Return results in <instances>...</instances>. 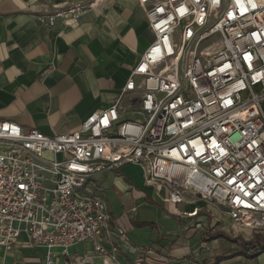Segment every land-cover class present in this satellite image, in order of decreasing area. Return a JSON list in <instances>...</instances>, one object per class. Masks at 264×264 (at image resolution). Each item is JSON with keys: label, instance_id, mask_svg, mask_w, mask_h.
I'll return each instance as SVG.
<instances>
[{"label": "built area", "instance_id": "2783aa9c", "mask_svg": "<svg viewBox=\"0 0 264 264\" xmlns=\"http://www.w3.org/2000/svg\"><path fill=\"white\" fill-rule=\"evenodd\" d=\"M92 6L52 5L37 19L54 27L78 21ZM138 6L153 40L106 108L53 136L0 122L5 250L20 243L54 264L53 248L68 257L70 247L87 241L105 264L148 260L149 247L130 262L118 260L125 229L97 179L126 165L140 168L142 185L169 206L221 208L233 238L264 228V0Z\"/></svg>", "mask_w": 264, "mask_h": 264}, {"label": "crops", "instance_id": "0c3cea01", "mask_svg": "<svg viewBox=\"0 0 264 264\" xmlns=\"http://www.w3.org/2000/svg\"><path fill=\"white\" fill-rule=\"evenodd\" d=\"M78 2L93 3L78 21L49 27L37 19L49 6ZM152 40L138 0H0V122L46 136L74 131L84 116L112 102ZM97 179L109 211L125 229L117 252L122 262L149 247L154 254L141 264H211L202 260L217 255L221 243L202 242L206 232L231 234V222L228 228L211 223L219 220L203 201L182 204V211L161 200L154 205L136 166ZM194 207L201 210L198 217L183 215ZM165 220L178 226L166 222L168 231L162 230ZM52 254L54 264H105L87 241L70 247L68 257L58 247ZM246 254L219 264H264L263 250ZM0 264L45 263L37 250L17 243L8 251L0 247Z\"/></svg>", "mask_w": 264, "mask_h": 264}, {"label": "trees", "instance_id": "16d2710c", "mask_svg": "<svg viewBox=\"0 0 264 264\" xmlns=\"http://www.w3.org/2000/svg\"><path fill=\"white\" fill-rule=\"evenodd\" d=\"M145 199H147V201L149 202L152 201V200H149L147 196H145ZM159 204L161 205V202L154 203V205H159ZM206 233H207L208 238L203 239L202 242L209 243L211 241L217 240V241H220L221 244H220V248H219L217 255L204 258L202 260L203 262H211V264H219L223 261H226L231 258L239 257V256L249 257V255L246 254V252H248V250L246 249L248 248L250 244H252L251 241H246L242 238H239L238 239L239 241H238L237 238L231 237L226 232H219V233H212V234L211 233L209 234L208 232ZM258 237L259 236H255L254 239ZM262 247L263 248L261 250L264 251V244Z\"/></svg>", "mask_w": 264, "mask_h": 264}, {"label": "rangeland", "instance_id": "374dc122", "mask_svg": "<svg viewBox=\"0 0 264 264\" xmlns=\"http://www.w3.org/2000/svg\"><path fill=\"white\" fill-rule=\"evenodd\" d=\"M110 182L111 181H108V183H106V184H104V187H106V188H109V186H110ZM105 190V189H104ZM146 191H148V190H146ZM152 198H153V200H155V201H157V203L158 202H160V198L153 192V191H149V192H147ZM165 193L163 192L162 193V195H164ZM109 195V194H108ZM203 207H204V204L202 203L201 204ZM177 208L179 209V210H183L184 209V206L182 205V204H180V205H178L177 206ZM221 210V208H219V210H218V212L217 213H215V210H214V208H213V211L211 210V212L212 213H214L215 214V216H216V218H218V220L219 221H216V220H214V218H213V220H211V223H213L214 224V226H215V223H218V222H220L221 224H223V226H225V228L228 226V224L230 223V220L227 218V217H225V215H223V214H221V212H219ZM211 212H209V213H207V214H211ZM210 216V215H209ZM211 217V216H210ZM212 218V217H211ZM166 222L168 223V224H170V223H174V224H176V226H178V223L176 222V221H174V220H172V221H163V223H164V227L163 226H160V227H163L162 228V230H165V231H168V230H166ZM156 224H157V222H155ZM231 225V224H230ZM229 225V226H230ZM228 228V227H227ZM235 230V227H230V231L229 232H231L232 230ZM229 230V229H228ZM198 232V231H197ZM255 236H259L258 238H256V239H254L255 238ZM263 236V237H262ZM239 238H242V239H244V240H246V241H251L252 242V244H250L249 246H248V248L246 249V250H248L251 254H255V253H257V252H259V251H261V249L263 248L262 246H263V244H264V228H262V229H260V230H258V231H252V230H250V229H242L241 230V235H239L238 237H237V239H239ZM261 238V239H260Z\"/></svg>", "mask_w": 264, "mask_h": 264}, {"label": "bare ground", "instance_id": "6f19581e", "mask_svg": "<svg viewBox=\"0 0 264 264\" xmlns=\"http://www.w3.org/2000/svg\"><path fill=\"white\" fill-rule=\"evenodd\" d=\"M46 156H48V153H45Z\"/></svg>", "mask_w": 264, "mask_h": 264}]
</instances>
